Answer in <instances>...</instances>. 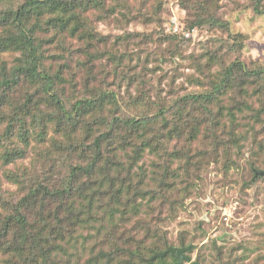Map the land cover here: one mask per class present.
<instances>
[{
	"label": "trees",
	"instance_id": "obj_1",
	"mask_svg": "<svg viewBox=\"0 0 264 264\" xmlns=\"http://www.w3.org/2000/svg\"><path fill=\"white\" fill-rule=\"evenodd\" d=\"M135 1L0 0L2 264H175L170 252L151 259L190 244L185 233L172 242L166 223L198 188L209 158L223 157L226 168L236 163L243 116L253 120L247 125L264 165V61L240 56L242 36L218 16V0H179L183 15L157 29L163 62L191 57L200 74L191 81L201 89L184 93L171 76L170 94L144 78L149 57L135 58L117 43L100 46L109 36L92 22L93 10L102 21L156 22L162 0L150 10L149 0ZM246 1L264 16V0ZM206 27L229 33L221 46L233 57L187 55L186 44ZM126 36L141 35L119 38ZM6 53L18 55L9 63ZM102 58L122 74L125 91L122 81L99 79ZM2 177L16 187L4 188ZM218 240L213 253L200 251L189 264L244 263L231 251L226 258Z\"/></svg>",
	"mask_w": 264,
	"mask_h": 264
},
{
	"label": "rangeland",
	"instance_id": "obj_2",
	"mask_svg": "<svg viewBox=\"0 0 264 264\" xmlns=\"http://www.w3.org/2000/svg\"><path fill=\"white\" fill-rule=\"evenodd\" d=\"M178 1L162 0L163 8L156 15V22L150 23H145L143 19H136L132 23L117 22L113 18L102 21L95 16V14L99 16L97 10H93L89 14L98 31L103 36H109L107 47L103 43H101V47L108 48L112 43H117L122 46L121 50L131 49L135 58L139 56L142 59L149 57L146 63L147 68L144 69V78L153 82L161 81L164 94L172 92L169 83H172L170 77L175 74L177 79L175 85L180 87L179 92H193L200 88L198 84L191 81L192 77L200 76L193 66V63L196 62H193L191 57L187 60L176 59L171 63L163 62L158 54L160 47L158 46L159 33L157 29L163 31L162 27L167 21L172 19L171 21L177 22L178 17L183 15V12L177 8ZM106 2L110 4V0H106ZM129 2L131 5H138L135 0H129ZM218 3V16L229 21L231 32L236 34L237 38L242 36L239 37L243 40L240 56L252 65L263 62L264 16L256 13L246 0H218ZM147 4L149 5L148 10H150L155 1L149 0ZM125 31L141 36L119 38L123 36ZM146 33L154 34L152 41L146 40L144 36ZM228 35L229 33H224L221 29L206 27L198 30L191 43L186 44V53L188 56H200L201 60L205 61L207 59L206 53L223 52L226 59H229L234 56L235 52L231 51L228 46H221ZM161 37L162 35L160 40ZM71 41L78 42L75 39ZM222 48L224 49L222 50ZM15 55L6 53L3 58L11 63ZM101 60V63L100 60L96 61L99 79H105L112 86L115 84L118 86L122 81L124 83L122 91H125L127 87L122 74L116 76L112 71V63L107 58ZM75 66L80 71L78 77L83 75V70H80L81 67L77 68V63ZM161 75L163 80H159ZM132 100L130 98L125 102ZM256 106H258V102ZM249 119L244 116L241 118L239 130L243 132L244 137L241 141V155L238 156L233 153L236 163L226 168L223 157L218 162L209 158L210 160L202 169V178L198 188L187 199L185 207L179 212L176 220L166 223L168 235L172 242L176 243L182 233L188 237L193 246L187 251V254L192 257V260L197 257L200 251L208 256L213 253L212 240L219 237L218 245L224 247L226 258L231 251L232 260L243 259V264H255L260 258L261 264H264V175H256L258 171L264 172V165L254 153L258 146L254 142L252 130L247 125V122H253L252 119ZM228 123L230 122L228 121ZM258 125L259 123L256 124V126ZM234 151L237 152V147H234ZM147 160L148 163L151 162L150 157ZM0 161L2 160L0 159ZM19 165L18 162L17 164H9L8 167L12 168ZM0 175H3L1 169ZM2 179L4 188L14 189L16 187L5 177ZM225 238L227 239L222 241ZM244 251L246 256H243ZM190 262H185V264ZM0 264H2L1 261ZM237 264L240 262L238 261Z\"/></svg>",
	"mask_w": 264,
	"mask_h": 264
},
{
	"label": "water",
	"instance_id": "obj_3",
	"mask_svg": "<svg viewBox=\"0 0 264 264\" xmlns=\"http://www.w3.org/2000/svg\"><path fill=\"white\" fill-rule=\"evenodd\" d=\"M263 175V171H258L256 175ZM193 245H183V246H169L166 250L155 253L151 259H154L156 257H163L168 252L172 253L174 257L177 259L175 264H185V262L192 261V257L187 254V251L191 249Z\"/></svg>",
	"mask_w": 264,
	"mask_h": 264
},
{
	"label": "built area",
	"instance_id": "obj_4",
	"mask_svg": "<svg viewBox=\"0 0 264 264\" xmlns=\"http://www.w3.org/2000/svg\"><path fill=\"white\" fill-rule=\"evenodd\" d=\"M175 29L177 30V27H175ZM187 35H189V33Z\"/></svg>",
	"mask_w": 264,
	"mask_h": 264
}]
</instances>
